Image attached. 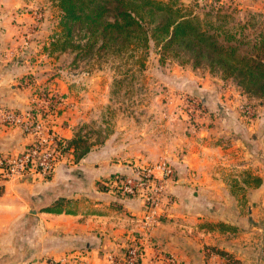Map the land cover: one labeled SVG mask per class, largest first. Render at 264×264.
Wrapping results in <instances>:
<instances>
[{
	"label": "rangeland",
	"instance_id": "374dc122",
	"mask_svg": "<svg viewBox=\"0 0 264 264\" xmlns=\"http://www.w3.org/2000/svg\"><path fill=\"white\" fill-rule=\"evenodd\" d=\"M162 1L176 2L183 13L198 17L203 30L214 35L221 43L228 44L231 41L241 44L243 54L251 51L249 43L264 38V0ZM13 15L20 24L15 34V39H21L17 56L20 61L29 60L31 65L33 60H40L36 62L39 74H32L33 77H29V74L22 78L24 84H31L28 106L24 109L4 108L0 115V126L16 127L3 120L5 113L30 111L37 114L51 132L63 139L69 138L62 131L71 127L73 137L81 135L93 142V158H84L77 163L72 153H66L59 159L55 171L58 165L63 164L73 176L48 193L47 202L58 195L70 198L68 195L74 193L80 196L77 200L73 198L77 201L75 209L78 211L81 200L86 199L89 203L84 205L90 208L87 212L91 213L92 207H97L95 203L102 201L100 196L103 194L100 192L103 191L115 198L111 206L119 209L116 214L120 218L122 215L128 216L121 210L127 201L140 199L143 202V214L138 228L126 231L122 238L116 240V249L105 253L104 258L106 264H114L110 255L119 256L125 251L124 246L136 238L142 245V259L155 228L162 218L168 217L167 208L175 202H182L180 192L170 190L169 183L191 184L181 178L178 157L186 148L192 147L198 137H203L201 132L215 126V110H220L222 105L217 97L226 103V96L230 101L235 98L234 95H243V89L235 79L226 77L219 67L211 66L207 58L202 60L201 65H195L194 57L182 46H174L164 52L161 44L156 45L153 39L148 49L131 47L121 54L102 51L82 55L76 61V54L70 50L52 53V59L45 55L41 58V54L47 52L45 48L49 47L52 38L61 35L60 8L52 0H18ZM4 52H0L1 59L5 58ZM243 104L251 107L252 115H257L255 107L264 115L263 99L255 97L254 102L245 99L241 101L238 109L246 114L242 109ZM252 115L246 114L249 118ZM23 133L26 135V132ZM31 144L16 150L0 148V153L20 152ZM161 162H166L173 169V177L167 181L158 204H152L153 199H146L143 195L128 197L122 193L120 181L130 175L134 167L153 168ZM125 165H128L127 173L117 172ZM55 171L48 175L29 174L17 179L0 175L3 180L35 184L49 181ZM148 191L150 195L155 192L152 189ZM43 204H46V198L34 201V211L31 209L30 213L36 214ZM151 206L157 209L158 222L152 228H147L144 214ZM102 208L105 210L101 212L109 211L108 204ZM208 211L203 213L211 215ZM259 220L250 222L251 228H255L250 234L249 243L255 258H258L257 264H264V218ZM33 223L21 217L12 223L9 249L4 259H1V264H24L33 256ZM221 223L224 221H206L198 224V227L208 230L213 226L220 227ZM233 225L239 229L237 224ZM204 241L205 238H202V243ZM207 241L210 243V239ZM159 252L168 257L174 256L161 246L158 247L155 262L159 264H165L157 256ZM81 256L82 253H78L74 257L77 264ZM174 257L175 264H179L178 258ZM45 260L53 259H42L40 262Z\"/></svg>",
	"mask_w": 264,
	"mask_h": 264
},
{
	"label": "crops",
	"instance_id": "0c3cea01",
	"mask_svg": "<svg viewBox=\"0 0 264 264\" xmlns=\"http://www.w3.org/2000/svg\"><path fill=\"white\" fill-rule=\"evenodd\" d=\"M17 5L18 0H0V52L6 51L5 58L0 57V115L4 108L24 109L28 106L31 84H24L22 78L39 74L36 62L40 60H33L31 65L29 60L20 61L17 56V47L21 43V39H15L20 27L13 15ZM45 49L47 52L40 57L45 55L52 59V53ZM238 96L234 95L230 101L226 96V103L217 97L222 105L220 110H215V126L201 132L200 143L195 141L178 157L181 178L191 184L169 183L170 190L180 192L182 202L167 208L168 217L162 218L155 228L139 264H157L156 252L160 246L176 256L179 264H234V261L236 264H257L258 258L250 249L249 238L255 228H251L250 222H260L259 218H264V115L255 107L257 115L247 117L238 109L239 104L244 99L254 102L255 97L245 93ZM62 133L66 138L73 137L71 127ZM32 140L31 135H25L18 127L0 126V148L22 149ZM93 157L91 151L84 158ZM68 170L67 166L58 165L49 181L35 184L3 180L0 175V260L9 249L12 223L19 217L34 222L33 256L24 264H38L49 258L57 264H77L74 257L78 253H82L79 264H106L104 254L116 249V240L126 231L138 228L143 202L140 199L127 201L121 210L128 216L119 218L116 214L119 209L111 206L115 198L103 191L100 192L103 202H96L94 206L97 207H92L91 213L84 205L89 200L82 199L76 214L40 209L32 215L34 201L46 198V204L42 205L45 207L63 196L58 195L47 202L48 193L73 176ZM118 170L127 173L128 165ZM256 178H261L262 183L256 185ZM68 196L76 200L80 197L74 193ZM107 204L109 211L101 212L102 206ZM203 211L211 215H205ZM206 221L237 224L239 229L223 231L219 226L200 229L198 224ZM202 238L210 239V243H202ZM218 250L229 253L230 258L219 254Z\"/></svg>",
	"mask_w": 264,
	"mask_h": 264
},
{
	"label": "trees",
	"instance_id": "16d2710c",
	"mask_svg": "<svg viewBox=\"0 0 264 264\" xmlns=\"http://www.w3.org/2000/svg\"><path fill=\"white\" fill-rule=\"evenodd\" d=\"M62 13L61 35L52 38L50 53L72 51L77 61L82 55L102 51L121 54L131 47H150L153 39L164 52L182 46L194 57L195 65L207 58L226 77L236 80L249 96L264 100V38L249 43L243 54L241 44L221 43L203 30L198 17L183 13L176 2L162 0H52ZM86 43H83V41ZM94 146L88 138L77 135L66 140V153L80 162ZM255 184L262 183L261 178ZM104 189L105 187H102ZM76 201L63 195L41 211L76 214ZM220 230L237 231L234 225L220 224ZM230 258L229 253L218 250ZM236 264V261H234Z\"/></svg>",
	"mask_w": 264,
	"mask_h": 264
},
{
	"label": "built area",
	"instance_id": "2783aa9c",
	"mask_svg": "<svg viewBox=\"0 0 264 264\" xmlns=\"http://www.w3.org/2000/svg\"><path fill=\"white\" fill-rule=\"evenodd\" d=\"M242 109L248 116L252 115V109L248 105H242ZM201 110V108H199ZM3 120L9 125L19 127L27 135L33 137L32 144L23 151L16 153H0V173L8 179L26 177L29 174L48 175L55 171L57 162L66 152V139L55 132H51L46 124L35 113L9 111L3 115ZM173 177V169L166 162L148 167H134L132 173L121 179L120 189L128 197L143 195L146 199L152 198V204H158L159 198L166 187L167 181ZM148 189L155 192L150 195ZM158 222L157 209L151 206L145 211L144 224L152 228ZM125 251L119 256L110 255L114 264H139L142 256V245L131 239L125 247ZM157 256L165 264H175L174 256H166L159 252ZM38 264H57L55 260H45Z\"/></svg>",
	"mask_w": 264,
	"mask_h": 264
},
{
	"label": "water",
	"instance_id": "95a60500",
	"mask_svg": "<svg viewBox=\"0 0 264 264\" xmlns=\"http://www.w3.org/2000/svg\"><path fill=\"white\" fill-rule=\"evenodd\" d=\"M182 182H184V181H182Z\"/></svg>",
	"mask_w": 264,
	"mask_h": 264
}]
</instances>
